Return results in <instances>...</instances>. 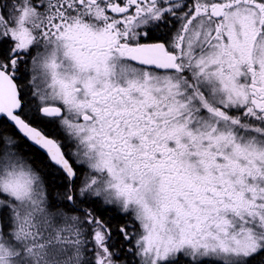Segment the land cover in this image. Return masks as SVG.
Here are the masks:
<instances>
[{
    "label": "snow or ice",
    "instance_id": "6c2138e0",
    "mask_svg": "<svg viewBox=\"0 0 264 264\" xmlns=\"http://www.w3.org/2000/svg\"><path fill=\"white\" fill-rule=\"evenodd\" d=\"M0 264H264V0H0Z\"/></svg>",
    "mask_w": 264,
    "mask_h": 264
},
{
    "label": "trees",
    "instance_id": "16d2710c",
    "mask_svg": "<svg viewBox=\"0 0 264 264\" xmlns=\"http://www.w3.org/2000/svg\"><path fill=\"white\" fill-rule=\"evenodd\" d=\"M46 179L49 180V181L52 180L51 177H46ZM56 183L58 184L59 181L57 180ZM50 191L52 192V195H53V196H56V185H51V187H50ZM105 215H106V217H107V216H113V217H115V219H113V221H112L113 223H119V222H121V217H120L119 214L116 213V212L106 213Z\"/></svg>",
    "mask_w": 264,
    "mask_h": 264
},
{
    "label": "flooded vegetation",
    "instance_id": "af4514ba",
    "mask_svg": "<svg viewBox=\"0 0 264 264\" xmlns=\"http://www.w3.org/2000/svg\"><path fill=\"white\" fill-rule=\"evenodd\" d=\"M53 197H55V196H53Z\"/></svg>",
    "mask_w": 264,
    "mask_h": 264
}]
</instances>
